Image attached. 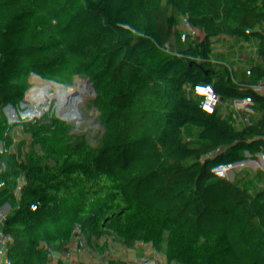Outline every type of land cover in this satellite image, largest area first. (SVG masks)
I'll return each instance as SVG.
<instances>
[{"label": "trees", "instance_id": "16d2710c", "mask_svg": "<svg viewBox=\"0 0 264 264\" xmlns=\"http://www.w3.org/2000/svg\"><path fill=\"white\" fill-rule=\"evenodd\" d=\"M2 36L1 208L47 207L63 264L240 259L212 217L237 209L225 165L259 123L264 25L252 0H0ZM144 152L154 170H140ZM183 165L220 169L223 192L208 204L174 188ZM159 213L184 231L211 226L220 248L199 257L163 240Z\"/></svg>", "mask_w": 264, "mask_h": 264}, {"label": "crops", "instance_id": "0c3cea01", "mask_svg": "<svg viewBox=\"0 0 264 264\" xmlns=\"http://www.w3.org/2000/svg\"><path fill=\"white\" fill-rule=\"evenodd\" d=\"M257 78V91H256V112L259 116L258 127L262 122H264V102L261 97L264 96V65H260L254 71ZM255 127V128H256ZM255 128L249 131V135L246 138L247 144H251L256 136L255 132H252ZM184 168L186 173L195 171L198 172L202 178L206 179L204 182L186 180L182 173ZM174 183L178 178L179 184H183L184 189L191 194L193 199L198 197H203L209 199L214 194H220L223 192L222 185L219 181V173L216 172V168H212L209 171H204L200 168L181 166L174 167ZM178 174V175H176ZM246 180L251 181L254 184V204L249 210V227L247 229H239L235 221L225 219L223 220V225L229 227L233 232L234 244L238 249L239 253L244 260L249 262V264H263L264 260V177L259 178L253 174H249L245 169L238 170L230 184V193L233 195L237 201V206L241 212L244 211V200H243V188L244 182ZM173 187L179 185L176 183ZM193 194H195L193 196ZM190 230L184 231L178 239V243L182 239L186 246L184 248L193 251L197 256H202L200 251L197 249L195 244L189 237ZM220 248V243L215 241L211 249L216 252Z\"/></svg>", "mask_w": 264, "mask_h": 264}, {"label": "built area", "instance_id": "2783aa9c", "mask_svg": "<svg viewBox=\"0 0 264 264\" xmlns=\"http://www.w3.org/2000/svg\"><path fill=\"white\" fill-rule=\"evenodd\" d=\"M252 1L258 9L259 18L264 25V0ZM260 65H264V53ZM261 100L264 102V96L261 97ZM252 132L256 133L254 141L250 145L247 144L246 138L249 132L244 133L230 160L225 165L224 178L227 181L229 191L231 181L238 170L245 169L249 174H253L256 177H264V122ZM142 157L143 160L140 163V170L142 172H146L148 169L154 170L160 164L158 159L151 157L146 152L143 153ZM207 162L210 163V161ZM125 180L128 179L125 178ZM243 200V212L239 210L238 206L233 212L221 210L217 215L212 217L213 221L223 225V220L228 219L235 221L240 230L247 229L249 227V210L254 204V184L249 180L244 182ZM207 203L210 204L209 199ZM235 203L238 205L236 200ZM151 221L153 225L159 228L162 239L169 243L177 242L184 232L171 214H156L152 217ZM189 237L202 255H212L214 253L211 247L215 244V233L211 226L192 229L189 232ZM227 264H248V262L241 256L240 259L228 262Z\"/></svg>", "mask_w": 264, "mask_h": 264}, {"label": "rangeland", "instance_id": "374dc122", "mask_svg": "<svg viewBox=\"0 0 264 264\" xmlns=\"http://www.w3.org/2000/svg\"><path fill=\"white\" fill-rule=\"evenodd\" d=\"M7 43V36H2L0 38V50L4 48V46ZM216 172L219 173L220 169L216 168ZM182 173L184 175V179L186 180H194L199 182H204V178H202L201 175H199L198 172L192 171L189 173H186L184 168L182 169ZM178 175V174H176ZM182 179V178H181ZM178 178L174 185L179 184ZM176 188V186H175ZM195 194H193L194 196ZM3 209V208H2ZM9 210V209H8ZM17 214L22 215H29L33 216L34 218L39 217V219H34L35 221H43L45 222L42 225V230L38 234V236L32 241V246H29L30 243H23V241L20 240V238L17 236V234L21 233L19 232L20 228L24 226V222L17 218L15 214H5L4 218L0 219V225L7 230V234L4 235L5 240H0V253H12V251L16 248L19 249L27 256H30V262L29 264H63L65 258L61 253L60 250V242L56 238L53 230L55 228V222L53 219V216L49 209L45 206H35L31 213L23 214L19 213L15 210H9ZM37 213V215H36ZM41 213V214H40ZM187 239V237L185 238ZM182 239L180 241V244L182 246H186V243H184V240ZM153 258L157 259L159 261L161 257L158 255H152ZM249 264V262H248Z\"/></svg>", "mask_w": 264, "mask_h": 264}, {"label": "bare ground", "instance_id": "6f19581e", "mask_svg": "<svg viewBox=\"0 0 264 264\" xmlns=\"http://www.w3.org/2000/svg\"><path fill=\"white\" fill-rule=\"evenodd\" d=\"M5 214H10V215L15 214L18 219H20L24 222V226H22L19 230V232H21V233L17 234V236L20 238L21 241H23V243H27V244L30 243L29 246H32V241H34V239L38 236V234L42 230V225L45 222L35 221L34 219H39V217L34 218V215L29 216V215L17 214V213H14L12 211H9V210L2 209L0 207V219L7 216ZM36 215H37V213H36ZM7 233H8V231L7 230L5 231V229L0 225V240L4 241L5 240L4 235ZM2 234H4V235H2Z\"/></svg>", "mask_w": 264, "mask_h": 264}, {"label": "water", "instance_id": "95a60500", "mask_svg": "<svg viewBox=\"0 0 264 264\" xmlns=\"http://www.w3.org/2000/svg\"><path fill=\"white\" fill-rule=\"evenodd\" d=\"M263 263H264V260H263Z\"/></svg>", "mask_w": 264, "mask_h": 264}]
</instances>
